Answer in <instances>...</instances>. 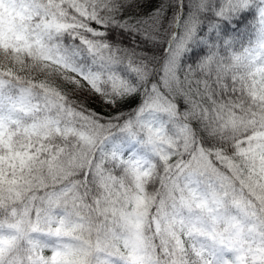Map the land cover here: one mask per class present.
<instances>
[{
  "label": "snow or ice",
  "instance_id": "1",
  "mask_svg": "<svg viewBox=\"0 0 264 264\" xmlns=\"http://www.w3.org/2000/svg\"><path fill=\"white\" fill-rule=\"evenodd\" d=\"M0 264H264V0H0Z\"/></svg>",
  "mask_w": 264,
  "mask_h": 264
}]
</instances>
